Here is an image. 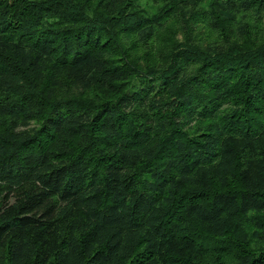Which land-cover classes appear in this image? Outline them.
Here are the masks:
<instances>
[{
  "label": "trees",
  "instance_id": "obj_1",
  "mask_svg": "<svg viewBox=\"0 0 264 264\" xmlns=\"http://www.w3.org/2000/svg\"><path fill=\"white\" fill-rule=\"evenodd\" d=\"M0 264H264V0H0Z\"/></svg>",
  "mask_w": 264,
  "mask_h": 264
}]
</instances>
